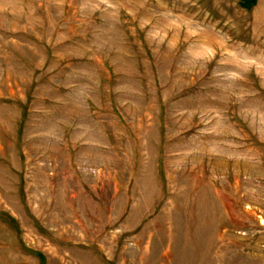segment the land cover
Returning a JSON list of instances; mask_svg holds the SVG:
<instances>
[{
    "label": "rangeland",
    "instance_id": "rangeland-1",
    "mask_svg": "<svg viewBox=\"0 0 264 264\" xmlns=\"http://www.w3.org/2000/svg\"><path fill=\"white\" fill-rule=\"evenodd\" d=\"M0 264H264V0H0Z\"/></svg>",
    "mask_w": 264,
    "mask_h": 264
}]
</instances>
